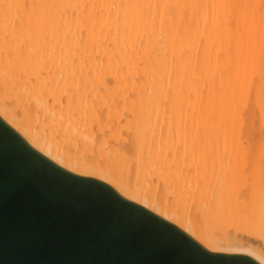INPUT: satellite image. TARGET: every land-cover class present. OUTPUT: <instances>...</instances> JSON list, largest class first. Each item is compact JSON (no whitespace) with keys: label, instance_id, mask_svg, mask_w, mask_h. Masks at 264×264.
I'll return each mask as SVG.
<instances>
[{"label":"bare ground","instance_id":"6f19581e","mask_svg":"<svg viewBox=\"0 0 264 264\" xmlns=\"http://www.w3.org/2000/svg\"><path fill=\"white\" fill-rule=\"evenodd\" d=\"M0 114L264 264V0H0Z\"/></svg>","mask_w":264,"mask_h":264},{"label":"water","instance_id":"95a60500","mask_svg":"<svg viewBox=\"0 0 264 264\" xmlns=\"http://www.w3.org/2000/svg\"><path fill=\"white\" fill-rule=\"evenodd\" d=\"M0 264H259L59 157L0 114Z\"/></svg>","mask_w":264,"mask_h":264}]
</instances>
